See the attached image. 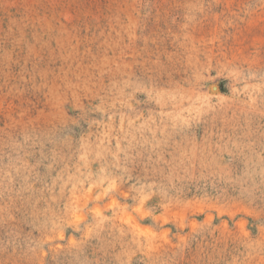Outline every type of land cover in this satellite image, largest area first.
Segmentation results:
<instances>
[{"label": "rangeland", "instance_id": "rangeland-1", "mask_svg": "<svg viewBox=\"0 0 264 264\" xmlns=\"http://www.w3.org/2000/svg\"><path fill=\"white\" fill-rule=\"evenodd\" d=\"M0 264H264V0H0Z\"/></svg>", "mask_w": 264, "mask_h": 264}]
</instances>
